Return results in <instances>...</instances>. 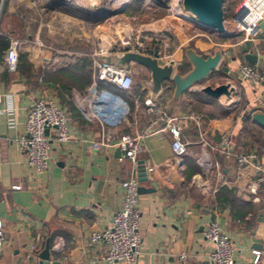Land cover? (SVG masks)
I'll return each instance as SVG.
<instances>
[{
	"label": "crops",
	"instance_id": "obj_1",
	"mask_svg": "<svg viewBox=\"0 0 264 264\" xmlns=\"http://www.w3.org/2000/svg\"><path fill=\"white\" fill-rule=\"evenodd\" d=\"M219 1L218 13L223 31L231 36L221 38L194 22L197 18L190 8L187 9L189 15L149 18L144 29L146 49L137 46H130L129 49L146 55L157 51L159 64L173 61L178 71L181 63H187L184 56L186 49L202 55L219 50L220 63H224L229 73L236 77L237 64L246 62L239 50V44L243 43L242 34L230 21L234 7L229 10L230 16L227 25H224V0ZM34 3L35 0H0V34L6 38L28 39L22 51L27 53L34 69L52 66L58 59L79 55L74 51H58L51 43L42 47L34 44L36 38H30L31 28L36 29L33 30L36 36L42 26L37 22L39 15L38 18L31 17ZM125 12L129 14L126 7L121 16ZM78 21L74 24L78 30L73 32V44L81 47L83 26ZM120 22L125 25L119 29L127 33L136 30L139 22L142 26L144 23L130 16ZM238 33L240 35L237 36ZM259 36L256 42L249 44L247 51L256 55L255 63L264 72V47H260L264 38ZM120 49L121 45L115 44V41L106 42V45L101 42L94 52L109 55ZM127 67L133 73V82L128 91H123L122 99L129 110L126 121L103 127L96 121L86 120L72 98L73 111L60 104L53 91L40 85L31 86L15 72L0 73V94L9 93L13 106L5 119L0 115V218L3 228L0 264H36L27 261L26 255L31 249L39 250L45 239L49 243L48 264H100L96 260L104 252V244L89 242L88 235L105 228L118 211L121 204L120 182L132 172L137 177V164L133 165L127 158L119 159L116 147H91V142L98 140L104 130L116 135L144 133L136 162L142 161L146 180L138 181V186L153 191L138 194L141 253L136 264H181L178 259L181 253L186 255L182 264H210L206 260L210 246L202 235L210 220L216 221L232 241L233 264H264L263 206L261 201L252 202V196L246 190L254 171L246 168L237 172L233 156L225 157L218 150L220 134L228 132L233 140L243 119L253 109L255 88L228 75L234 84L230 100L224 96L211 98L200 91V87L192 91L194 86L175 100L172 85L163 88L153 100L169 114L184 116L194 112L195 104L211 109L218 105L226 109L220 116L209 110L200 113L209 147L202 146L197 130L190 122L182 128L181 138L187 144L185 152L179 157L180 162L176 164L168 133L160 129L161 123L149 126V116L144 113L142 101L149 95L142 89V83L149 78L148 71L133 62H129ZM137 74L141 76L140 81H136ZM41 95L52 98L65 109L71 138L57 143L53 139V130L46 131L49 137L47 169L42 175H36L26 166L25 155L18 150L15 138L21 133L26 110ZM232 98L236 100L232 101ZM201 100L207 103L200 104ZM236 105L235 112L229 110ZM202 149L210 161V177L207 179L202 171H195L186 177L187 161L202 168L199 164ZM147 167H151L150 172L146 171ZM212 182L217 187L209 192L207 190ZM11 185H19L20 188L14 190ZM221 186L232 191V203H221L215 196ZM258 197H264V187L258 191ZM253 250L259 252L256 261H253Z\"/></svg>",
	"mask_w": 264,
	"mask_h": 264
},
{
	"label": "built area",
	"instance_id": "obj_2",
	"mask_svg": "<svg viewBox=\"0 0 264 264\" xmlns=\"http://www.w3.org/2000/svg\"><path fill=\"white\" fill-rule=\"evenodd\" d=\"M125 3V2H124ZM230 21L234 28L242 34L241 42H256L260 35L257 23L264 21V0H240L235 7ZM264 38V37H263ZM8 47L0 59V73L14 72L17 63V45L28 41L27 38L18 39L8 36ZM37 46H43L38 40H33ZM121 48H130L129 41L124 40ZM138 47V46H137ZM98 53L88 54L91 60V82L81 91H73L71 98L81 115L88 121H96L100 126H114L126 121L128 106L125 101L107 89H97V83L112 85L121 91H128L133 82L131 70L118 68L110 63L97 60ZM236 78L239 82L255 88L256 95L253 109L264 111V72L256 63L239 62L236 66ZM135 103V101H134ZM144 113L149 116L148 125L151 127L161 123L160 129L166 131L170 137V150L176 164L185 152L186 142L181 138V130L190 122L197 130L202 146L209 147L210 143L203 129V115L191 112L184 116L167 113L156 101L147 97L142 101ZM13 110L11 95L0 94V115L5 119ZM53 130V139L57 143L70 140L68 131V116L52 98L41 95L34 99L26 110L22 123L21 133L15 138L18 150L25 155L26 166L36 175H42L47 169L49 152V137L46 131ZM144 133L114 134L109 130L102 131L100 138L91 142L93 149L99 147H116L120 151L119 159L127 158L133 165L136 163L140 151V141ZM233 142L230 133H221L218 140V150L225 157L233 156L234 167L237 172L246 168L254 171L252 180L247 184L246 190L252 196L251 201H261L264 215V197L259 199L258 191L264 187V146L257 149L233 151ZM210 161L202 149L199 164L205 169ZM147 172L151 167H147ZM121 189V204L112 216L109 224L102 230L92 231L88 235L89 242H102L104 252L96 260L103 264H136L140 250L141 235L139 231V211L137 209L138 180L135 172L119 184ZM11 189L18 190L19 185H11ZM210 250L206 260L210 264H233L234 247L229 236L221 229L216 221L206 223L202 232ZM3 239L2 221L0 218V243ZM253 261H256L259 252L252 251ZM186 255L181 253L178 259L181 264Z\"/></svg>",
	"mask_w": 264,
	"mask_h": 264
},
{
	"label": "rangeland",
	"instance_id": "obj_3",
	"mask_svg": "<svg viewBox=\"0 0 264 264\" xmlns=\"http://www.w3.org/2000/svg\"><path fill=\"white\" fill-rule=\"evenodd\" d=\"M4 1V0H3ZM36 3L31 7V17H36L39 15L40 18L37 22H40L42 26L39 28L37 35H33L35 28H31V39H38L43 45L54 46L58 51H65L70 53L71 51L80 53L77 56L87 57L88 54L96 51L100 46L106 45V42L115 41V44L120 45L124 42L125 39L129 41L128 46H138L139 49H146L145 44V31L146 21L149 18H155L158 15H168L172 17H180L183 15H189L191 6L187 3L186 0H125V3L122 6L128 8L129 14L123 13L124 16H121V1L123 0H91L95 1L96 5L93 10H88V8L82 7L84 0H35ZM120 1V2H119ZM74 2V3H73ZM240 0H224L222 16L224 18L225 24L229 18V10L232 7L235 8L239 4ZM117 3V4H116ZM114 4V5H113ZM120 8V9H119ZM36 9V10H35ZM21 11L23 9H20ZM27 10V9H26ZM28 11V10H27ZM35 11V12H34ZM132 17L138 20H142L143 26L139 25L136 30L122 31L119 28H123L122 21L124 17ZM122 19V20H120ZM128 19V18H127ZM126 19V20H127ZM37 20V19H36ZM76 20L79 22L82 27L81 41L83 45L81 47L78 44H73V32H77L78 27L74 26ZM228 27V26H227ZM115 28V29H114ZM76 29V30H75ZM119 36V37H118ZM115 37V38H114ZM260 37V36H258ZM23 38V37H22ZM110 38V39H109ZM30 39V40H31ZM109 39V40H107ZM135 39V40H134ZM35 40V39H34ZM104 40V41H103ZM137 41V44L135 43ZM104 42V44H103ZM27 45L26 42H20L17 45V53L23 50V46ZM260 47H264V40L261 41ZM264 49V48H263ZM69 62V58H63L61 60H56L54 65L46 66L43 69H52L55 67L62 66ZM52 67V68H51ZM189 69V64H188ZM229 77L220 72V69L217 68L210 77L202 81L200 84L193 85L191 89L195 91L199 87L210 86L214 87V84H222L223 82L231 81L227 80ZM140 74L136 75V81H140ZM233 83V82H232ZM234 85V84H233ZM199 88V89H200ZM73 91L81 92L77 88H72L70 90V100L71 93ZM235 98H232V101H235ZM216 107L207 108L199 104H195L194 112L195 113H207L209 110L212 114L220 115V110L222 109L218 105ZM236 106H231L230 111L235 112L237 110ZM226 110V109H225ZM237 135V134H236ZM239 136V135H238ZM234 137L233 142V151L240 150H249L257 149L264 146V133L255 135L251 138L242 139L239 137ZM258 136V140H254ZM244 141H247L246 145H242ZM210 163L207 167L201 168L200 170L205 173L207 179L210 177ZM211 181V180H210ZM213 182L211 183V185ZM217 187L215 184L209 186L207 191L210 192L213 188ZM212 188V189H211Z\"/></svg>",
	"mask_w": 264,
	"mask_h": 264
},
{
	"label": "water",
	"instance_id": "obj_4",
	"mask_svg": "<svg viewBox=\"0 0 264 264\" xmlns=\"http://www.w3.org/2000/svg\"><path fill=\"white\" fill-rule=\"evenodd\" d=\"M192 8V13L197 18L196 23L202 24L209 31L217 33L221 38L229 37L231 35L223 31L220 14L218 13L219 0H186ZM125 6H122L120 13L123 12ZM261 37H264V21L257 23ZM249 42L245 41L239 44V50L243 54V59L250 64L256 62V55L251 54L247 49ZM184 56L189 64V69L185 73H180L177 70L173 61H168L164 64L158 63V52L154 51L151 55H146L138 51H132L124 46L118 52H113L109 55H98L97 60L103 63H110L118 68L127 69V64L133 62L137 65L144 67L148 71L149 78L142 83L143 90L148 92L150 98H155L163 88H168L169 84L172 85V97L177 100L179 96L186 90L190 89L193 85L199 84L217 69V67L235 80V76L230 74L227 66L220 63L221 52L215 50L212 54H199L192 49H186ZM232 81V80H231ZM231 81L216 85L214 87L203 86L200 91L205 93L211 98L217 99L224 96L227 100L231 99V94L234 91V85ZM249 119L252 123L264 129V112L255 109L249 114ZM116 152L119 149L116 148ZM137 180L139 182L146 180L145 169L142 166V161H137ZM153 189H145L142 186L137 187V193L152 192ZM49 258V243L45 239L42 247L39 250L31 249L26 255V260L35 262L36 264H48Z\"/></svg>",
	"mask_w": 264,
	"mask_h": 264
},
{
	"label": "trees",
	"instance_id": "obj_5",
	"mask_svg": "<svg viewBox=\"0 0 264 264\" xmlns=\"http://www.w3.org/2000/svg\"><path fill=\"white\" fill-rule=\"evenodd\" d=\"M236 35L238 36L240 34L238 33ZM7 47L8 39L3 34H0V59L2 53L7 49ZM68 58L69 62L59 67H51L52 69L47 70L41 67L34 69L33 65L28 60L27 53L24 51H19L17 53V63L14 72L19 77L23 78L25 82L30 84L31 86L40 85L44 88L53 91L59 103L65 104L69 110L73 111L75 110V108L73 107L70 100V90L72 88H77L79 91H83L89 86L91 82V60L89 57L87 58L84 56H71ZM187 70L188 64L185 62L181 63L179 66V71L181 73H184ZM220 72L222 73V71ZM103 88L107 89L109 92L115 95L120 96L121 98H123L124 96V92L117 89L116 87L102 82H98L97 89ZM191 95L193 96V94ZM206 103L207 102L203 100L200 101V104ZM253 110L254 109H251L250 112H252ZM220 112V115L224 114L225 109H221ZM249 114L243 119L242 125L239 128L236 137L239 135V138L247 139L248 137L251 138L255 135L259 136L260 134L264 133V129H261L249 120ZM258 136L254 140L257 141ZM246 144L247 141H244L242 145ZM195 171L199 172L201 170L197 166H195V164H193L191 161H187V168L185 171L186 177H189V175ZM231 192V190L225 188L224 186H221L217 189L215 196L219 199L221 203H232L234 201V198Z\"/></svg>",
	"mask_w": 264,
	"mask_h": 264
},
{
	"label": "bare ground",
	"instance_id": "obj_6",
	"mask_svg": "<svg viewBox=\"0 0 264 264\" xmlns=\"http://www.w3.org/2000/svg\"><path fill=\"white\" fill-rule=\"evenodd\" d=\"M125 2V0H123ZM120 2V1H119ZM124 2L121 1V6L124 4ZM74 3V2H73ZM117 4V3H116ZM114 5V4H113ZM82 7H85V8H88L89 10H93V9H96L95 6L96 3L95 1H91V0H84V3L82 5H80ZM120 9V8H119ZM119 37V36H118ZM115 38V37H114ZM110 39V38H109ZM107 39V40H109ZM104 41V40H103ZM104 43V42H103ZM108 44V43H107Z\"/></svg>",
	"mask_w": 264,
	"mask_h": 264
}]
</instances>
